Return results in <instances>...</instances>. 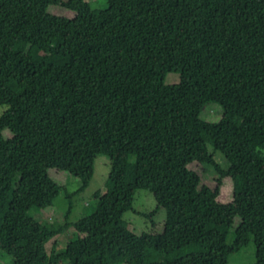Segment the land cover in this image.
Returning a JSON list of instances; mask_svg holds the SVG:
<instances>
[{"label": "trees", "instance_id": "obj_1", "mask_svg": "<svg viewBox=\"0 0 264 264\" xmlns=\"http://www.w3.org/2000/svg\"><path fill=\"white\" fill-rule=\"evenodd\" d=\"M87 1L0 0V252L13 264H228L253 242L264 264V0ZM209 104L219 121L200 118ZM98 156L110 174L83 235L48 250ZM193 164L218 175L203 193ZM139 190L165 210L162 233L127 228ZM60 195L58 225L31 216Z\"/></svg>", "mask_w": 264, "mask_h": 264}, {"label": "rangeland", "instance_id": "obj_2", "mask_svg": "<svg viewBox=\"0 0 264 264\" xmlns=\"http://www.w3.org/2000/svg\"><path fill=\"white\" fill-rule=\"evenodd\" d=\"M67 1V0H64ZM103 1V2H102ZM91 10H102L107 7L104 0H88L87 1ZM52 13H57L58 10L53 8L50 9ZM67 17H72L73 14L70 12L60 13ZM40 30H48L50 27L47 25H39ZM55 30V29H54ZM56 31V30H55ZM23 48V47H21ZM178 76L175 74H170L165 80V83L168 85L175 84L178 82ZM5 107H0V115L5 111ZM222 116V109L217 104H209L201 113L200 118L207 122H217ZM4 136L8 138L10 135L4 133ZM214 157L221 167L225 170L227 167L226 162L223 160L222 156L219 153H215ZM222 159L223 162L220 160ZM83 158L82 156L77 157L78 165L81 164ZM133 162V158L130 160V163ZM80 166V165H79ZM78 166V167H79ZM190 169L197 172L201 181L199 184L200 192L203 193L206 188H210L215 185V180L218 175L214 170L205 165H190ZM76 172V171H75ZM110 174V161L105 156H98L94 164V175L91 180L89 187L83 193L74 197L73 199V212L69 218L72 223L70 228H68L62 235L57 236L48 244V250L51 249L53 245L56 246V249H62L64 244L67 243L75 234L83 235L80 228L76 226V223L83 217H86L91 214V209H87V206H96V201L93 199L92 195L99 191L103 190ZM54 175V174H53ZM66 176V175H65ZM64 175H56V179L66 186L68 192H74L80 186V181L78 178H72L69 175L65 177ZM78 177V176H77ZM65 179V180H64ZM232 198V184L229 178H224L221 182L220 195L218 197L221 202H228ZM67 200L64 195H60L53 203L52 207L47 210L33 212L31 216L39 221H47L54 225H58L61 221L63 214L67 210ZM165 210L163 208H157V203L154 199V196L144 190H139L136 192L132 209L126 212L123 216V220L127 228L136 235L142 233H155L160 234L164 228L165 222ZM237 224V221L234 222V226ZM234 239L233 231H230L227 238V243L232 244ZM0 264H13L12 258L6 255L5 253L0 252ZM228 264H255V246L253 242L239 251L238 253L232 254L228 258Z\"/></svg>", "mask_w": 264, "mask_h": 264}]
</instances>
